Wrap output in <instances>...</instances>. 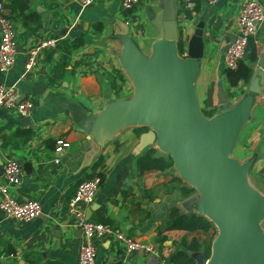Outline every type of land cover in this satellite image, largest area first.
Instances as JSON below:
<instances>
[{
  "label": "crops",
  "instance_id": "crops-1",
  "mask_svg": "<svg viewBox=\"0 0 264 264\" xmlns=\"http://www.w3.org/2000/svg\"><path fill=\"white\" fill-rule=\"evenodd\" d=\"M122 1L97 0L82 7L79 0H31L30 8L43 21L37 34H27L25 26L5 9L15 24L19 54L10 72L0 71V86L15 87L32 96L35 109L31 124L14 111L0 110V175L7 161H18L22 177L18 185H10L13 194L19 201H39L43 210L38 219L29 223L6 219L0 214V264H78L83 243L95 246L97 264H145L150 260L158 264V258L128 254L114 234L101 240L82 234L76 220L68 214L69 201L77 186L95 174L102 175L103 182L93 204L85 208L89 221L110 222L116 231L150 242L159 256L167 259L174 250H185L193 238L201 236L176 230L158 235L157 228L164 216L172 206L186 199L184 194L190 187L177 177L174 169L141 170L138 158L150 149L137 152L144 132L123 131L91 159L93 143L78 131L72 119L74 107L88 117H96L109 101L132 95V86L118 63L121 51L118 35L125 24L141 50L150 53L158 31L150 24L146 11L155 6L156 0H141L131 11L122 7ZM175 1L182 45H187L200 21L205 22L204 55L196 89L203 113L212 117L218 109L220 90L231 105L248 91L264 48V21L254 37L256 62L251 64L247 58L243 61L252 68L251 78L233 85L227 78L224 57L239 34L241 7L250 0H219L214 6L204 0ZM257 1L264 13V0ZM188 3H194L195 7L189 8ZM44 36L60 42L83 39L84 44L67 56L59 47L45 51L37 68L26 73V52ZM118 71L123 73L124 82L119 80ZM113 81L117 88L113 87ZM59 140L70 144L62 153L55 151ZM234 154L241 161L257 156L251 181L264 193V90ZM143 190L151 191L153 199L143 197ZM138 202L150 214L142 223L133 206Z\"/></svg>",
  "mask_w": 264,
  "mask_h": 264
},
{
  "label": "water",
  "instance_id": "water-1",
  "mask_svg": "<svg viewBox=\"0 0 264 264\" xmlns=\"http://www.w3.org/2000/svg\"><path fill=\"white\" fill-rule=\"evenodd\" d=\"M175 0H156L146 16L158 31L150 53H144L125 24L118 36V63L130 82L131 96L111 100L96 117L74 107L78 131L93 143L91 159L128 129H145L137 152L156 148L168 156L179 179L195 191L180 201L186 213L213 223L217 235L208 259L197 264H264V193L251 181L257 156L246 161L234 152L252 120L264 90V48L248 91L234 105L220 90L218 109L207 117L196 83L204 55V19L181 53ZM31 124L30 117L24 119Z\"/></svg>",
  "mask_w": 264,
  "mask_h": 264
},
{
  "label": "built area",
  "instance_id": "built-area-1",
  "mask_svg": "<svg viewBox=\"0 0 264 264\" xmlns=\"http://www.w3.org/2000/svg\"><path fill=\"white\" fill-rule=\"evenodd\" d=\"M97 0H79L82 7H89ZM208 5L214 6L219 0H204ZM141 0H123L122 7L131 11L140 4ZM193 9L194 3H188ZM264 21L262 5L257 0L245 2L238 15L239 34L232 42L225 54L224 63L226 69L236 70L239 64L246 59L248 41L254 38L261 23ZM58 46V39L52 36L40 37L26 52L24 70L31 72L38 66L41 55L48 50H54ZM19 43L15 24L5 14V8L0 4V71L10 72L17 61ZM35 109V101L32 96H27L15 87L0 86V110L14 111L22 118L31 117ZM70 144L65 140L57 141L56 152L62 153ZM58 161V160H57ZM22 177V168L18 161L9 160L3 165V175H0V214L6 219H13L20 223H29L42 215V205L37 200L19 201L13 194L10 185H18ZM7 181L8 184H5ZM102 178L95 175L82 181L69 201L68 214L76 220L78 228L86 238L101 240L114 234L123 244L128 254L142 253L158 258V264H174L165 257H160L153 244L135 239L116 231L105 223H93L86 218L85 208L96 199L101 187ZM78 264H97V251L94 245L83 243L80 247ZM145 264H155L150 260Z\"/></svg>",
  "mask_w": 264,
  "mask_h": 264
},
{
  "label": "trees",
  "instance_id": "trees-1",
  "mask_svg": "<svg viewBox=\"0 0 264 264\" xmlns=\"http://www.w3.org/2000/svg\"><path fill=\"white\" fill-rule=\"evenodd\" d=\"M31 0H0V4L8 9L15 20L20 21L26 28L27 34H37L43 26V21L41 16L35 10L30 8ZM47 1V0H41ZM190 16V13H187ZM99 24L96 26L98 27ZM84 44L83 39H76L72 42L58 41L57 48L63 49L66 56L69 55L73 50L81 47ZM181 53H184L183 45L180 46ZM257 46L254 38H250L248 41L246 58L249 63H255L257 60ZM67 58V57H65ZM65 61V60H64ZM252 75V68L249 65H245L242 61L236 70L227 69V78L229 82L233 85L237 84L240 80L249 81ZM118 78L121 82H124L125 77L121 71H118ZM114 88H117L116 81L112 83ZM121 90V86L118 88ZM140 131L145 132V129H140ZM57 144V143H56ZM138 164L143 172L146 171H160L164 172L173 169L172 160L160 153L158 150L150 148L147 152L138 158ZM102 178L103 177L100 174ZM93 175V176H95ZM92 176V177H93ZM195 194V191L190 188L185 192V198H188ZM142 196L146 197L148 200L153 199V193L149 190H143ZM137 213H139V222L142 223L146 221L150 214L149 212L142 208L140 202L133 204ZM113 227L112 223L106 222ZM184 231L189 234H200L201 236L193 238L190 244L185 246V250L177 249L174 250L168 260L174 264H197L199 257L208 259L211 254V244L217 235V230L212 222H210L205 217L198 215L196 213H186L178 205L172 206L163 220L161 221L159 227L157 228L158 235L170 231ZM204 238H203V237ZM46 264H57L55 262H48Z\"/></svg>",
  "mask_w": 264,
  "mask_h": 264
},
{
  "label": "rangeland",
  "instance_id": "rangeland-1",
  "mask_svg": "<svg viewBox=\"0 0 264 264\" xmlns=\"http://www.w3.org/2000/svg\"><path fill=\"white\" fill-rule=\"evenodd\" d=\"M235 155V154H234Z\"/></svg>",
  "mask_w": 264,
  "mask_h": 264
}]
</instances>
